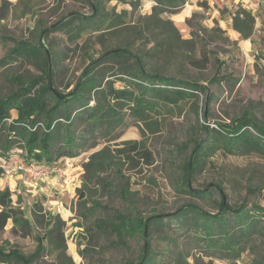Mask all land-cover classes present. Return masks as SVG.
<instances>
[{"label": "rangeland", "instance_id": "obj_1", "mask_svg": "<svg viewBox=\"0 0 264 264\" xmlns=\"http://www.w3.org/2000/svg\"><path fill=\"white\" fill-rule=\"evenodd\" d=\"M93 6L98 7L101 19H106L105 23L86 21L94 14ZM156 6L163 11L156 20L172 21L175 26V29H170L175 42L164 53L156 52L155 43L151 41L154 27L151 16ZM244 6L239 0H186L175 11L168 5L161 6L157 0H0V96L12 93L18 78L27 81L44 73L40 64L8 57L11 49L25 43L39 47L41 44L51 55L49 69L54 73L55 86L62 92L73 88L91 58H97L107 49L130 47L144 58L147 70L192 80L206 86L212 94L209 104L202 95L195 108L188 103L170 111L162 109L154 117L161 123L159 132L155 134L148 130L143 134L142 129L131 126L133 121L127 116L128 128L118 130L120 138L110 142L101 139L96 148L74 158V167L65 165L67 170L70 169L69 173L76 169L72 173L75 179L69 181L70 185L67 174L62 178L59 186H68L65 191L61 188L31 192L32 188L25 185L26 182L32 184L29 177L6 171L15 161L22 160L18 153H13L8 161L2 160L0 180L3 185L0 187L12 191L16 205L22 200L20 207L29 218L32 205L39 201L45 211L59 214L65 222L66 255L59 258L48 252L35 264H127L136 262L139 257L143 245L141 237L127 238L124 245H119L118 238L107 227L101 232L94 226L95 221H108L111 210L100 208L90 211L88 219L76 211L77 207H82L77 194V189L85 182L82 165L92 153L106 145L125 148L127 141L144 140L153 154V164L142 163L136 170H129L126 166L123 177L117 176L110 168L104 177L112 182L111 190L96 186L92 191L93 198L102 206L125 213L139 212L143 216L172 215L188 203L199 205L208 212L218 211L220 197L216 192L201 197L183 191L182 168L192 151L193 141L206 135L202 126L218 130L221 125L232 124L235 117L247 110L254 112L264 123V11L255 13L252 38L243 40L233 29V16L240 9L248 10ZM44 31L47 34L43 35ZM159 36L163 39L166 34ZM186 54L196 60L207 55L209 64L201 69ZM124 84L117 82L116 85ZM204 113H207V118ZM12 117H17L16 111H12ZM216 184L223 186L233 205H239L245 199L253 202L256 197L249 189L260 190L264 194V152L230 154L219 148L193 177L191 186L203 191L207 187L213 190ZM122 186L132 192L131 202L122 199ZM88 204L92 206V203ZM11 228L10 223L4 238L25 254L34 252L36 240L17 236ZM165 233L172 236L173 242L165 238ZM165 233L156 231L152 236L154 248L164 262L172 252L184 254L183 264H230L229 261L205 256L193 242L188 243L177 220L172 221ZM164 251L169 254H163ZM250 258L246 253L237 264H250Z\"/></svg>", "mask_w": 264, "mask_h": 264}, {"label": "trees", "instance_id": "obj_2", "mask_svg": "<svg viewBox=\"0 0 264 264\" xmlns=\"http://www.w3.org/2000/svg\"><path fill=\"white\" fill-rule=\"evenodd\" d=\"M157 1L161 6L173 7L175 11L186 3V0ZM158 7H154L155 13L151 16L154 25L151 41L155 43L156 52L164 53L175 42V35H171L170 31L175 26L172 21L156 20L163 13ZM93 9V16L86 21L91 24L105 23L106 19H101L98 7L93 6ZM255 25L256 16L248 10L240 9L233 16V29L243 40L252 38ZM160 34H166V37L162 39ZM186 55L201 69H205L210 61L207 55L201 60ZM8 57L40 64L44 73L27 81L18 78L15 90L0 96V162L8 161L13 153H18L22 161L28 164H56L63 158H77L96 148L101 139L110 142L120 138L118 130L128 128L127 116L133 121L131 126L142 129L143 134L146 130L155 134L159 132L161 123L154 117L162 109L170 111L188 103L195 108L202 95L206 104L212 102V94L206 86L147 70L144 58L130 47L107 49L97 58H91L78 81L67 92L55 86L54 73L49 69L52 65L51 55L41 44L40 47L18 44L11 49ZM216 81L218 79L212 83ZM117 82L125 84L119 87ZM12 111L17 112L16 118L12 117ZM204 117L207 118V113H204ZM202 127L206 135L193 141L192 151L184 161L182 189L187 194L201 197L216 192L220 197L216 213L188 203L172 215L143 216L139 212L133 214L112 210L93 198L94 187L102 186L107 191L113 187L112 182L104 177L110 168L117 176L123 177L126 166H129V170H136L142 163L148 166L153 164V154L144 140L127 141L125 148L106 145L92 153L82 165L85 182L77 189L82 207H77L76 211L82 218L88 219L90 211L100 208L111 210L108 221L98 220L93 224L101 232L107 227L118 238L119 245H124L127 238H142L139 257L136 262L127 264H183V253L169 254L167 251L163 254L170 256L164 262L152 242L153 233H165L174 220L181 223L188 243L193 242L205 256L237 264L247 253L251 257L250 264H264V194L260 190L249 189L256 200L251 202L245 199L241 204L233 205L221 184H216L213 190L207 187L203 191L191 186L193 177L219 148L230 154L264 152V123L254 112L247 110L235 117L232 124L221 125L218 130ZM120 194L126 202L133 200L132 192L125 186L120 188ZM21 203L22 200H19L18 205L15 204L9 188L0 191V264H35L48 252L59 258L64 257L67 243L63 231L65 222L61 216L45 211L43 204L36 201L29 218L20 207ZM88 203H92V206ZM10 223L13 234L36 240L34 252L25 254L4 238ZM165 234V238L173 242L172 236Z\"/></svg>", "mask_w": 264, "mask_h": 264}, {"label": "built area", "instance_id": "obj_3", "mask_svg": "<svg viewBox=\"0 0 264 264\" xmlns=\"http://www.w3.org/2000/svg\"><path fill=\"white\" fill-rule=\"evenodd\" d=\"M247 9L254 15L260 10L264 11V0H250ZM65 165H67L66 167H68L69 163L65 164L63 160H59L56 164H44V166L28 164L23 162L22 160H18L15 161V164H13V166L8 168L6 171L9 174H23L24 176L29 177L32 182L53 176L58 179L56 183L59 186L62 178L66 176L67 168L65 167Z\"/></svg>", "mask_w": 264, "mask_h": 264}, {"label": "crops", "instance_id": "obj_4", "mask_svg": "<svg viewBox=\"0 0 264 264\" xmlns=\"http://www.w3.org/2000/svg\"><path fill=\"white\" fill-rule=\"evenodd\" d=\"M239 1L244 3L245 4L244 7H246V9H247V6H248V3H249L250 0H239ZM61 160H63L65 164L69 163L68 167L72 168L75 165V159L74 158H71V159L63 158ZM39 166H44V164H41ZM68 170H70V169H68ZM68 170L66 172V174L68 175L67 182H68V185H70L72 180L75 179L74 177H72V175H73L72 173H73V171H76V169H73V171H71L70 173L68 172ZM57 180H58L57 178L52 176V177L44 178L42 180H36V181L32 182V184H28V182H26L27 184L25 183V185L26 186H30L32 188L31 192H34V193H39V192H41L42 190H45V189L47 191H48V189L49 190L50 189L59 190L61 188H64V191L67 190L68 186L67 187H62V186L61 187L60 186L57 187V183H56ZM69 181H71V182H69ZM1 184L3 185V182L0 180V186H1ZM44 184H47L48 187L46 188V185H44ZM2 189L3 188L0 187V191ZM60 191L63 192V190H60Z\"/></svg>", "mask_w": 264, "mask_h": 264}]
</instances>
